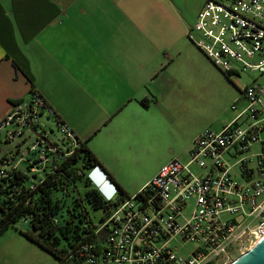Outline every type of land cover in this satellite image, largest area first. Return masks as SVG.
<instances>
[{"label":"built area","instance_id":"2783aa9c","mask_svg":"<svg viewBox=\"0 0 264 264\" xmlns=\"http://www.w3.org/2000/svg\"><path fill=\"white\" fill-rule=\"evenodd\" d=\"M195 28L211 41L196 45L223 72L264 74V0H206ZM241 94L246 107L221 130L205 129L187 163L172 159L130 198L108 200L112 206L97 230L107 229L106 248L95 255L89 244L85 263L228 264L264 236V85L254 80ZM47 110L53 111L35 93L0 121V175L31 166L41 176L79 146L75 132L57 119L66 143L37 133ZM26 131L36 134L29 146L6 149Z\"/></svg>","mask_w":264,"mask_h":264},{"label":"rangeland","instance_id":"374dc122","mask_svg":"<svg viewBox=\"0 0 264 264\" xmlns=\"http://www.w3.org/2000/svg\"><path fill=\"white\" fill-rule=\"evenodd\" d=\"M205 1L177 0V32L164 33L163 69L156 77L154 74L144 79V75L134 72L127 76L100 74L97 85L89 88V76H82L78 87L73 76L62 75V82L69 80L64 88L51 90L48 103L53 111L45 112L37 133L40 135L44 129L51 141L66 143L54 112L60 114L80 139L82 134L100 129L89 147L113 165L130 195L150 182L148 177L159 165L172 159L187 163L195 139L205 129L221 130L246 107L241 89L254 80L264 85V74L257 70L240 69L238 74L228 77L196 45L201 41L211 42L195 28ZM172 58L175 60L171 61ZM238 99V107L233 109ZM140 100H145L144 104ZM35 136L34 132L26 131L6 149L15 148L18 143L24 149ZM193 168L200 171L196 164ZM77 185L82 193L86 190L82 181ZM90 211L95 225L99 224L103 213ZM20 225L18 222L17 226ZM57 262L53 254L27 239L14 226L0 237V264Z\"/></svg>","mask_w":264,"mask_h":264},{"label":"crops","instance_id":"0c3cea01","mask_svg":"<svg viewBox=\"0 0 264 264\" xmlns=\"http://www.w3.org/2000/svg\"><path fill=\"white\" fill-rule=\"evenodd\" d=\"M176 10L177 0H0V121L31 90L50 101L51 90L69 80L62 75L78 87L89 76V88L100 74L156 77L164 33L177 32ZM99 132L78 137L130 194L113 165L89 147Z\"/></svg>","mask_w":264,"mask_h":264},{"label":"trees","instance_id":"16d2710c","mask_svg":"<svg viewBox=\"0 0 264 264\" xmlns=\"http://www.w3.org/2000/svg\"><path fill=\"white\" fill-rule=\"evenodd\" d=\"M35 93L52 108L40 92L31 90L28 95ZM54 113L57 123H65ZM76 139L79 143L76 150L56 166L45 167L41 176L30 173L31 166L15 167L0 175V237L14 226L27 239L53 254L57 264L85 263L89 244L96 245L90 249L95 255H99V249L106 248L107 229L97 230L112 204L100 195L88 177L93 167H100L106 173L119 201L130 198L88 148V139L80 140L77 135ZM78 181L86 188L83 193L78 189ZM138 197H143V192ZM90 210L103 213L99 224L95 225Z\"/></svg>","mask_w":264,"mask_h":264},{"label":"clouds","instance_id":"9594fccd","mask_svg":"<svg viewBox=\"0 0 264 264\" xmlns=\"http://www.w3.org/2000/svg\"><path fill=\"white\" fill-rule=\"evenodd\" d=\"M92 184L100 195L110 200L117 193L115 186L110 182L106 173L100 167H94L88 172Z\"/></svg>","mask_w":264,"mask_h":264},{"label":"water","instance_id":"95a60500","mask_svg":"<svg viewBox=\"0 0 264 264\" xmlns=\"http://www.w3.org/2000/svg\"><path fill=\"white\" fill-rule=\"evenodd\" d=\"M228 264H264V236Z\"/></svg>","mask_w":264,"mask_h":264}]
</instances>
